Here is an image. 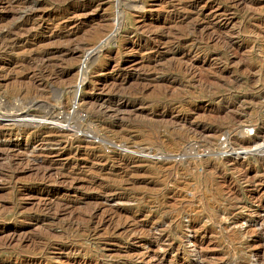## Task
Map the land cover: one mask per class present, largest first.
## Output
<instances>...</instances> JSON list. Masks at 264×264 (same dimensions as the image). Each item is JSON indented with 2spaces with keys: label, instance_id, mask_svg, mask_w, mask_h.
Returning <instances> with one entry per match:
<instances>
[{
  "label": "rangeland",
  "instance_id": "374dc122",
  "mask_svg": "<svg viewBox=\"0 0 264 264\" xmlns=\"http://www.w3.org/2000/svg\"><path fill=\"white\" fill-rule=\"evenodd\" d=\"M21 1L0 5V264H264V0Z\"/></svg>",
  "mask_w": 264,
  "mask_h": 264
},
{
  "label": "bare ground",
  "instance_id": "6f19581e",
  "mask_svg": "<svg viewBox=\"0 0 264 264\" xmlns=\"http://www.w3.org/2000/svg\"><path fill=\"white\" fill-rule=\"evenodd\" d=\"M227 1V0H226ZM12 2H16V3H19V0H0V5H2V6H11V4L10 3H12ZM22 2V1H21ZM23 4L24 3H27V4H36V0H31V1H29V0H27V1H24V2H22ZM118 3V2H117ZM238 4H239V2H238ZM18 5V4H17ZM20 5V4H19ZM195 6V5H194ZM233 6H234V4H233ZM23 8V7H22ZM25 8H26V6H25ZM32 9V8H31ZM31 9L29 10V11H31ZM162 9V8H161ZM44 11V10H43ZM33 12V11H32ZM228 12V11H227ZM83 17V16H82ZM32 18V17H31ZM116 20H118V18L116 19ZM117 22V21H116ZM117 24V23H116ZM109 26V25H108ZM107 26V27H108ZM150 27V26H149ZM197 28V27H196ZM109 29H110V27H109ZM109 29L107 28V30H106V28H102V29H99V30H97V31H95L94 33H92V35H90L91 37H90V40H94V39H99L100 37H102V36H106V35H109V34H107V32H110L109 31ZM60 30V29H59ZM111 30V29H110ZM216 31V30H215ZM221 36V35H220ZM9 37V36H8ZM107 37V36H106ZM166 38V37H165ZM201 38V37H200ZM6 40V39H5ZM9 40V39H8ZM196 40V39H195ZM7 41V40H6ZM5 42V41H4ZM168 42V41H167ZM9 48V47H8ZM93 51V50H92ZM91 53L89 52V54L87 55V57L84 59V62L82 63V64H80V66L79 67H77V69H79L80 68V77L82 76V74H83V72H84V68H85V66H86V64H88L87 63V61L89 60V57L91 56L90 55ZM93 54V53H92ZM43 59V58H42ZM41 59V60H42ZM45 61V60H44ZM44 61H43V63H44ZM47 61H49V60H47ZM81 63V62H80ZM50 69V68H49ZM51 69H54V67L53 68H51ZM121 69V68H120ZM52 73V75L55 77V78H60L64 73H59L58 71H56L55 69L53 70V72H51ZM79 74V73H78ZM81 80H80V82L79 81H77V82H79V84H80V86L78 85L76 88H73L72 89V87H71V89L67 92V95L66 96H62V98H68L69 96L71 97H73V99H72V103H73V105L74 106H77L78 104H79V100L80 99H76V96H75V91H78V92H80V90H81V86H82V80H83V78H80ZM76 85V84H75ZM109 85V84H108ZM113 85V84H112ZM105 88V87H104ZM96 91V90H95ZM63 93V92H62ZM65 93V92H64ZM63 93V94H64ZM99 95V94H98ZM69 99V98H68ZM26 104V103H25ZM49 112V111H48ZM6 114V113H5ZM13 115V114H12ZM12 115L11 114H8L7 113V115H4V117H6V118H11L12 117ZM14 116V115H13ZM15 117L16 118H18L19 116L18 115H15ZM47 117V116H46ZM61 119H62V117H61ZM20 120V119H19ZM18 119L17 120H15L14 118H13V120H11V121H7V122H13V124L14 125H17V126H22V125H24V127L25 128H27V129H29V127H36V126H43V124H45L46 122H48V120H44L45 122H40V120H39V122L38 123H35V122H26L25 120H20L19 121ZM54 120V119H53ZM5 122V121H4ZM51 126H52V129L54 130V132L55 133H57V134H61V135H63L64 133H67V131H68V129L69 128H66V127H63V126H59V123H54L53 122V124H50ZM24 127L23 128H21V131H23L24 133H25V131L26 130H24ZM68 127V126H67ZM5 131V133L7 132V133H11L12 132V130H3V125L2 124H0V133L1 132H4ZM21 131H19V132H21ZM51 131V130H50ZM18 132V133H19ZM52 134V133H51ZM4 135V134H3ZM10 135V134H9ZM14 135V134H13ZM19 135V134H18ZM25 135V134H24ZM262 146V145H261ZM264 147V146H263ZM264 150V149H263ZM1 151V150H0ZM3 152H4V150H3ZM2 151H1V153L3 154V156H4V159H7L8 161H6V163L5 164H7V165H11L10 163L11 162H13V161H11V159H10V157L8 156V153H6V154H4ZM148 157V156H147ZM145 158V157H144ZM138 159V158H137ZM143 159V158H142ZM3 163V162H2ZM43 163V161L41 162V164ZM2 166V165H1ZM5 166V165H4ZM3 167V166H2ZM12 166H10V168H11ZM43 167V166H42ZM48 167H49V165H48ZM5 168V167H4ZM13 169V168H12ZM42 169V168H41ZM44 169H45V167H44ZM47 169V168H46ZM52 169V168H51ZM36 170V169H35ZM49 170V169H48ZM44 172V171H43ZM43 176V175H42ZM41 176V177H42ZM67 176V175H66ZM53 183V182H52ZM58 205V204H57ZM56 205V207H58ZM97 205V204H96ZM95 205V206H96ZM94 206V207H95ZM64 208V207H63ZM76 212V211H75ZM47 214V213H46ZM93 216V215H92ZM118 217V216H117ZM57 219V218H56ZM130 219V218H129ZM87 220V219H86ZM17 225V224H16ZM107 226V225H106ZM84 232V231H83ZM136 233V232H135ZM100 235V234H99ZM103 236V235H102ZM106 236V235H105ZM70 237V236H69ZM34 243V242H33ZM144 245V244H143ZM47 246V245H46ZM42 250V249H41ZM145 254V253H144ZM36 257V256H35ZM147 257H149V256H147ZM154 258V257H153ZM137 260V259H136ZM140 261H142V260H140ZM67 264V263H66Z\"/></svg>",
  "mask_w": 264,
  "mask_h": 264
}]
</instances>
